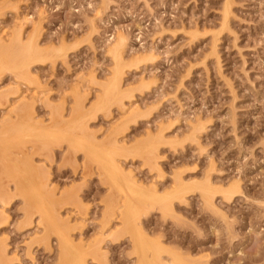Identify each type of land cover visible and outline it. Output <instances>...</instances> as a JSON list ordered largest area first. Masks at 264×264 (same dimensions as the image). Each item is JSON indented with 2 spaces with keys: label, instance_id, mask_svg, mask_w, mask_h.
<instances>
[{
  "label": "rangeland",
  "instance_id": "1",
  "mask_svg": "<svg viewBox=\"0 0 264 264\" xmlns=\"http://www.w3.org/2000/svg\"><path fill=\"white\" fill-rule=\"evenodd\" d=\"M0 46V264H264V0H0Z\"/></svg>",
  "mask_w": 264,
  "mask_h": 264
},
{
  "label": "bare ground",
  "instance_id": "2",
  "mask_svg": "<svg viewBox=\"0 0 264 264\" xmlns=\"http://www.w3.org/2000/svg\"><path fill=\"white\" fill-rule=\"evenodd\" d=\"M122 36V35H121ZM120 37V36H119ZM125 38V37H124ZM124 38H122V37H120L119 39H117V41H118V43L117 42H115V43H117V44H115L114 43V45L116 46L117 45V47H116V52H114V53H116L115 54V56L117 57V55L122 51V49L123 48H121L120 49V46H122V44L124 43ZM35 43V42H34ZM124 45V44H123ZM126 46V45H125ZM1 47V46H0ZM24 47H26L25 45H24ZM21 48L22 49V51H20L19 53L17 52V54L18 55H20V56H18L17 58H19V57H24L25 59H26V61L28 62V64H30L29 63V61L32 59V56H33V54H34V51H35V47L36 46H34V44H29V45H27V47L26 48ZM112 47H113V45H112ZM124 47V46H123ZM5 48V47H4ZM6 49V48H5ZM4 49V50H5ZM9 49V48H8ZM15 49V48H14ZM12 50V49H11ZM119 50H121L120 52H118ZM5 52V51H4ZM2 53V52H1ZM10 53V52H9ZM14 53V52H13ZM12 53V54H13ZM16 53V52H15ZM37 53H39V52H37ZM121 54V53H120ZM38 55V54H37ZM114 55V54H113ZM10 56V55H9ZM115 56H114V58H115ZM121 56V55H120ZM0 57H2V54L0 55ZM6 58H8V57H6ZM11 58V57H10ZM113 58V59H114ZM118 58H120V57H118ZM122 58V57H121ZM16 59V58H15ZM34 60L33 61H35V58H33ZM17 60V59H16ZM15 60V61H16ZM38 60V59H37ZM121 61V60H120ZM25 61H23V63H24ZM31 62H32V60H31ZM1 63V62H0ZM19 64V63H18ZM24 65V64H23ZM23 65H21V68H23L22 66ZM13 66V65H12ZM19 66H20V64H19ZM25 66H27L26 64H25ZM2 67V66H1ZM17 67L18 66H16V68L15 69H17ZM21 68H19V69H21ZM2 69V68H1ZM0 69V70H1ZM14 69V70H15ZM28 70V69H27ZM119 71V70H118ZM117 71V72H118ZM1 72V71H0ZM118 74H119V72H118ZM115 75H117V73L115 74L114 73V75L113 76H115ZM116 77V76H115ZM115 79V78H114ZM114 79H113V77H112V79L111 80H113L114 81ZM112 84H113V82H112ZM112 84L110 83L109 84V86L111 85L112 86ZM116 85V84H115ZM143 86V85H142ZM146 86V85H145ZM109 88V87H108ZM112 88V87H111ZM161 88V87H160ZM113 89V88H112ZM110 90V89H109ZM107 92V91H106ZM111 92V91H110ZM117 93H119V92H117ZM107 95V94H106ZM203 126V125H202ZM196 127V126H195ZM199 127V126H198ZM193 129H194V127H193ZM202 129V128H201ZM191 135H192V132H191ZM132 186V185H131ZM234 187V186H233ZM235 188V187H234ZM181 190V189H180ZM179 190V192H181ZM183 190V189H182ZM176 192H178V190L176 191ZM176 192H174V193H176ZM229 192H230V190H229ZM124 195V194H123ZM180 195V194H179ZM176 196V195H175ZM170 198V197H169ZM172 198V197H171ZM125 211V210H124ZM123 213V212H122ZM122 213H121V215H122ZM121 218H123V217H121ZM132 219L130 218V213L129 212H125L124 213V228H125V230H127L128 228V225L131 223L130 221H131ZM135 220V219H134ZM133 224H134V222H133ZM136 224V223H135ZM134 224V225H135ZM131 225V224H130ZM129 225V227L131 228V226ZM135 227H137L138 228V225H135ZM131 230V229H130ZM141 244V243H140ZM142 245V244H141ZM141 245H140V247H141ZM67 246H68V241H67V239H65V241H63L62 239H61V241L59 240V248H60V251L61 252H64V251H66V249L68 250V248H67ZM142 248V247H141ZM141 248H140V250H141ZM144 248V247H143ZM145 249V248H144ZM99 251V250H98ZM142 252V251H141ZM144 252V251H143ZM143 254V253H142ZM145 254V253H144ZM144 256V255H143ZM75 260V259H74ZM76 264H83V263H81V262H78V261H76L75 262Z\"/></svg>",
  "mask_w": 264,
  "mask_h": 264
}]
</instances>
